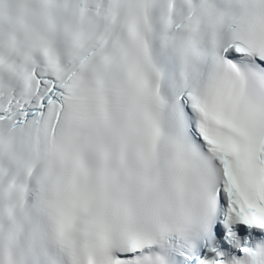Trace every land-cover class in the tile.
Wrapping results in <instances>:
<instances>
[{
  "label": "snow or ice",
  "instance_id": "6c2138e0",
  "mask_svg": "<svg viewBox=\"0 0 264 264\" xmlns=\"http://www.w3.org/2000/svg\"><path fill=\"white\" fill-rule=\"evenodd\" d=\"M0 264H264V0H0Z\"/></svg>",
  "mask_w": 264,
  "mask_h": 264
}]
</instances>
